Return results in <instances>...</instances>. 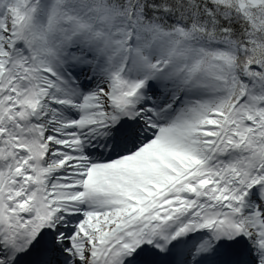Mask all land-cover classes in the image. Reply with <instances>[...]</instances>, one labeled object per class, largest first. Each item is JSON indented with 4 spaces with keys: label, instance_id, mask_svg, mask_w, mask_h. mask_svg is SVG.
Returning <instances> with one entry per match:
<instances>
[{
    "label": "snow or ice",
    "instance_id": "6c2138e0",
    "mask_svg": "<svg viewBox=\"0 0 264 264\" xmlns=\"http://www.w3.org/2000/svg\"><path fill=\"white\" fill-rule=\"evenodd\" d=\"M0 264H264V0H0Z\"/></svg>",
    "mask_w": 264,
    "mask_h": 264
}]
</instances>
